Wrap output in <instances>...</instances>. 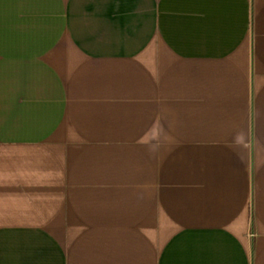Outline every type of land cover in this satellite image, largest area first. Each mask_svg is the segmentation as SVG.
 <instances>
[{
  "label": "crops",
  "instance_id": "crops-1",
  "mask_svg": "<svg viewBox=\"0 0 264 264\" xmlns=\"http://www.w3.org/2000/svg\"><path fill=\"white\" fill-rule=\"evenodd\" d=\"M0 264H264V0H0Z\"/></svg>",
  "mask_w": 264,
  "mask_h": 264
}]
</instances>
